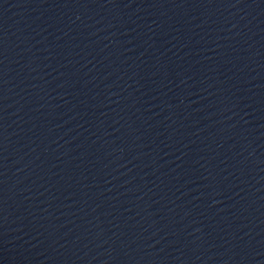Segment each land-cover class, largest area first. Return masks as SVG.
<instances>
[{
	"label": "water",
	"instance_id": "95a60500",
	"mask_svg": "<svg viewBox=\"0 0 264 264\" xmlns=\"http://www.w3.org/2000/svg\"><path fill=\"white\" fill-rule=\"evenodd\" d=\"M3 264H264V0H0Z\"/></svg>",
	"mask_w": 264,
	"mask_h": 264
},
{
	"label": "snow or ice",
	"instance_id": "6c2138e0",
	"mask_svg": "<svg viewBox=\"0 0 264 264\" xmlns=\"http://www.w3.org/2000/svg\"><path fill=\"white\" fill-rule=\"evenodd\" d=\"M0 264H3V261H0Z\"/></svg>",
	"mask_w": 264,
	"mask_h": 264
}]
</instances>
